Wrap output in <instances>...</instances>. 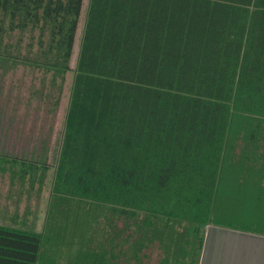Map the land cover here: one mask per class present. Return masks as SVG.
Wrapping results in <instances>:
<instances>
[{
    "label": "trees",
    "instance_id": "16d2710c",
    "mask_svg": "<svg viewBox=\"0 0 264 264\" xmlns=\"http://www.w3.org/2000/svg\"><path fill=\"white\" fill-rule=\"evenodd\" d=\"M84 2L0 0L58 101ZM83 32L44 231L0 226V264H200L203 226L264 236V0H89ZM48 167L9 171L40 195Z\"/></svg>",
    "mask_w": 264,
    "mask_h": 264
},
{
    "label": "rangeland",
    "instance_id": "374dc122",
    "mask_svg": "<svg viewBox=\"0 0 264 264\" xmlns=\"http://www.w3.org/2000/svg\"><path fill=\"white\" fill-rule=\"evenodd\" d=\"M88 5L89 0H85L71 71L65 76L60 101L61 79L54 87L53 71L32 63L39 33H10L7 26V33L0 36V160L7 161L0 163V226L37 234L44 231ZM44 158L49 167L44 188L38 195L36 190H29L28 184L13 179L9 168L18 170L23 161Z\"/></svg>",
    "mask_w": 264,
    "mask_h": 264
},
{
    "label": "crops",
    "instance_id": "0c3cea01",
    "mask_svg": "<svg viewBox=\"0 0 264 264\" xmlns=\"http://www.w3.org/2000/svg\"><path fill=\"white\" fill-rule=\"evenodd\" d=\"M200 264H264V236L215 225L202 227Z\"/></svg>",
    "mask_w": 264,
    "mask_h": 264
}]
</instances>
